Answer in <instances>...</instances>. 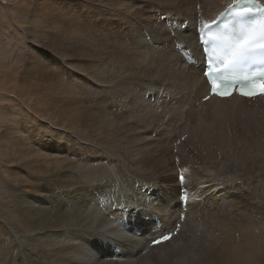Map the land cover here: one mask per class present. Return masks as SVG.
Here are the masks:
<instances>
[{
    "label": "bare ground",
    "instance_id": "1",
    "mask_svg": "<svg viewBox=\"0 0 264 264\" xmlns=\"http://www.w3.org/2000/svg\"><path fill=\"white\" fill-rule=\"evenodd\" d=\"M233 1L177 0L178 10H165L170 27L149 14L139 19L140 0L84 7L83 24L71 8L61 11L62 22L54 9L44 11L43 41L59 47L66 63L57 66L48 52L38 62L50 79L42 90L43 131L68 137L31 154L44 158L46 180H30L24 200L0 202V264H264V112L254 114L264 108V95L202 101L209 90L202 69L177 53L180 46L200 55L199 28ZM97 14L99 26L108 24L100 19L127 24L130 44L115 45L116 27L99 29ZM95 99L101 106L93 111ZM58 100L57 112L51 105ZM245 110L251 123L226 130L227 120ZM8 121V128L20 125L14 115ZM30 127L26 138H14L22 148L20 139L40 136L39 127ZM0 141H8L5 132ZM22 148L10 151L19 156ZM173 167L185 169L186 184L165 173ZM134 178L150 193L131 184ZM180 195L187 197L183 209ZM181 213L176 234L148 246L173 231ZM154 215L163 222L159 230ZM122 218L141 225L142 234L123 235L116 225ZM115 245L120 255L112 254Z\"/></svg>",
    "mask_w": 264,
    "mask_h": 264
},
{
    "label": "rangeland",
    "instance_id": "2",
    "mask_svg": "<svg viewBox=\"0 0 264 264\" xmlns=\"http://www.w3.org/2000/svg\"><path fill=\"white\" fill-rule=\"evenodd\" d=\"M105 1L107 0H0V137L5 132L6 140H8L5 143H2L0 141V199H3L0 202H3L4 204L7 203L6 205H9L11 200H24L22 199V194L26 192L25 186L28 185V182L30 180H46L47 175L46 169L44 167V158H42L41 156H31V154L36 151H40L42 147H45L49 144L58 145L64 137H68V134L64 130L60 131L59 134L55 132L56 129H50V133L47 135L44 134L43 131V127L47 124L46 120H48V115L45 112V114H42V98L45 96V92L42 90H44L43 87L48 86V82L50 81V79H48L49 77L45 75V73L43 72L44 70H41L42 65L41 68H39V64H42L44 53L47 52L54 54V56L57 58V66H63L64 63H66L65 56H62L63 52L58 49L59 47H51L50 43L52 44V41H45V39L43 41L41 26L43 16L45 15L44 11H52L54 9L56 13L54 17L55 20L62 22L61 11H63L64 8H71L70 12H74L73 18L81 21V23L83 24L85 22H83L82 20L86 19L88 21L89 18L84 14H81L80 11L86 9L84 7L104 6ZM113 1H116L117 3L118 0ZM128 1L129 0H119V2L121 3H128ZM173 1L174 0H160L159 3V1L150 2L149 0H140V3L136 2L134 5L139 4L140 6L137 8L142 10V12L140 10L139 12H137L138 18L140 16L143 17L149 14V18H151L152 20L156 19L155 21L157 23H165L170 27V20H172L171 15L166 16L165 10L169 12L170 9H172L171 11L179 9L177 3H175L174 5V2H176L177 0H175L174 2ZM76 2H83L85 6H80ZM70 12L68 13L70 14ZM102 15L103 14H97L92 16L93 23H95L99 29H103L104 32L106 30L107 32H109L107 28L109 25H113L112 19H106L107 21L100 19L101 23H103L102 21L106 22V24L108 23L107 26H104L103 24L104 27L99 26L100 23L95 20L99 17H102ZM154 15L156 17H154ZM167 17H170V19H164ZM138 18H136V24L144 28V24L139 22V19L141 18ZM126 25H119L118 23L113 25L114 28L116 27L115 33L117 34L118 32V36H115V40L114 38H112L115 45H117L119 42H131V40L128 39L130 36H128L129 31L128 28L125 27ZM112 28L113 27H111L110 30ZM101 33L103 32L101 31ZM171 33V35H173V32ZM100 35L102 36V34ZM119 37L122 41L118 39ZM62 62L63 65H61ZM141 82L147 83L149 84V86L153 85L151 83V77H143V79H141ZM34 92H38V94L36 93L34 94V96H32L31 94ZM180 94V90L174 89L171 96L175 100H178ZM96 100L97 99L93 100V102L91 101V105H95L93 108H91L93 111H95V109L97 110L98 106H101ZM62 104L63 101L58 100L51 106L58 112L60 110L58 109V107L62 106ZM53 105H55V107ZM260 112H264V108L262 110H259L258 112H254V114H258ZM248 113L249 112L245 110L240 114H233V116L226 122V130H231L236 125H241V127H243V125L251 123ZM13 115L14 117L16 116V120L20 122V125L18 124L14 128H8V124H10L8 119ZM3 117L6 119H3ZM170 119L171 115H169L168 121H170ZM21 124L23 126H21ZM26 125H31V129H36L39 127L40 136H37L39 137L38 139L37 137H34L32 139L33 144L26 140L20 139L24 144V148H22L19 144L15 143L14 138H26V134L28 132V130L26 129ZM52 127L57 128V126ZM17 134L20 135L17 136ZM59 135L64 136L63 138H60L61 136ZM149 138L155 139L154 134L150 133ZM176 141L178 144L183 143L185 141V136H182L179 140L176 138ZM15 147L23 149L21 155L18 156L11 153L10 149H14ZM74 157L75 156H71L72 160H74ZM165 173L172 174L174 176V182L176 181L178 182V184H186V178L184 177L185 174H183L185 173L184 168L173 167L170 170H166ZM13 180L25 181L17 184L16 182L14 183ZM137 180L139 179L134 178L133 180H130V183L134 186L137 184L138 187L140 185L142 186V190L146 191L147 188L144 187V182H137ZM39 190H41V187H37L34 191L28 192L27 194H34ZM150 190L151 189H148L147 192L150 193ZM201 190H204V188H202ZM180 192H182V190H180ZM120 201H124V199H114V203H119ZM11 207L12 203L10 204V209ZM0 219L3 218L0 217ZM4 222L6 221L4 220ZM4 224H6L8 227L12 226L10 222H6Z\"/></svg>",
    "mask_w": 264,
    "mask_h": 264
},
{
    "label": "snow or ice",
    "instance_id": "3",
    "mask_svg": "<svg viewBox=\"0 0 264 264\" xmlns=\"http://www.w3.org/2000/svg\"><path fill=\"white\" fill-rule=\"evenodd\" d=\"M221 15L228 18V23L211 36L208 35L210 25H205L201 33L205 54L204 75L212 93L230 96L233 93L227 86L239 83L243 87L236 91L242 96L251 98L264 95V84L259 88L248 86L256 79L264 80V5L258 0H234ZM250 66L258 67L260 71L249 78H232L238 70ZM217 81L220 82L219 86ZM167 239L169 236L162 237V240Z\"/></svg>",
    "mask_w": 264,
    "mask_h": 264
}]
</instances>
